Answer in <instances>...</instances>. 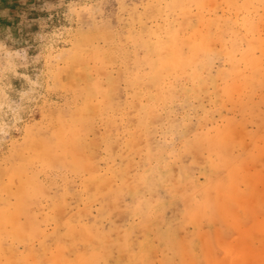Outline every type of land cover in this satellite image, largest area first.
I'll return each mask as SVG.
<instances>
[{"label": "rangeland", "instance_id": "rangeland-1", "mask_svg": "<svg viewBox=\"0 0 264 264\" xmlns=\"http://www.w3.org/2000/svg\"><path fill=\"white\" fill-rule=\"evenodd\" d=\"M0 212V264H264V0H0Z\"/></svg>", "mask_w": 264, "mask_h": 264}, {"label": "bare ground", "instance_id": "bare-ground-1", "mask_svg": "<svg viewBox=\"0 0 264 264\" xmlns=\"http://www.w3.org/2000/svg\"><path fill=\"white\" fill-rule=\"evenodd\" d=\"M166 56H167V54H166ZM171 56V55H170ZM169 56V57H170ZM168 57V56H167ZM152 63H153V65H156V62H155V59L153 58L152 59ZM156 67V66H155ZM153 75H154V77H156V69L154 68L153 69ZM69 143H67L66 141H61L60 142V147H65V146H67ZM189 149V148H188ZM65 150L67 151L68 150V147H66L65 148ZM166 161V160H165ZM172 161V160H171ZM121 169H122V167H121ZM150 171V170H149ZM141 172V171H140ZM155 176V175H154ZM157 180V179H156ZM92 192V191H91ZM90 194V193H89ZM97 195V194H96ZM160 208V207H159ZM1 213V212H0ZM1 214H3V213H1ZM21 253V252H20ZM140 253V252H139ZM145 252H143L142 254H144ZM141 259V258H140ZM17 263V262H16ZM13 264V263H12Z\"/></svg>", "mask_w": 264, "mask_h": 264}, {"label": "crops", "instance_id": "crops-1", "mask_svg": "<svg viewBox=\"0 0 264 264\" xmlns=\"http://www.w3.org/2000/svg\"><path fill=\"white\" fill-rule=\"evenodd\" d=\"M83 231V230H82ZM65 261H68V260H65ZM13 263V262H12ZM12 263H10V264H12ZM71 263H72V261H71ZM13 264H16L15 262L13 263Z\"/></svg>", "mask_w": 264, "mask_h": 264}]
</instances>
